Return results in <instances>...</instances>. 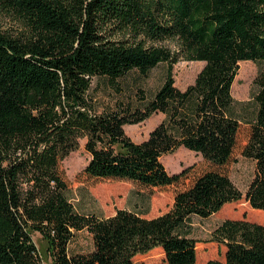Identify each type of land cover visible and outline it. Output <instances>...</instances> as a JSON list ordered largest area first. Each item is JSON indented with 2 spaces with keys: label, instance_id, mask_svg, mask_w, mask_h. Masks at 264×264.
Masks as SVG:
<instances>
[{
  "label": "trees",
  "instance_id": "1",
  "mask_svg": "<svg viewBox=\"0 0 264 264\" xmlns=\"http://www.w3.org/2000/svg\"><path fill=\"white\" fill-rule=\"evenodd\" d=\"M0 11L16 22L0 28V264H43L35 233L51 264H135L156 248L168 264H196L192 218L243 197L221 169L239 147L243 104L232 94L239 64H264V0H0ZM180 61L205 63L184 90L173 77ZM162 63L166 79L152 97L115 98L120 79ZM254 83L256 111L241 154L256 164L246 201L264 212V67ZM156 114L163 118L147 139L127 135L126 126ZM81 141L87 176L179 186L172 208L153 218L128 209L78 212L61 163ZM180 148L211 168L169 174L161 159ZM83 230L94 248L71 254ZM209 242L225 248V261L208 264H264V225L228 219Z\"/></svg>",
  "mask_w": 264,
  "mask_h": 264
},
{
  "label": "rangeland",
  "instance_id": "2",
  "mask_svg": "<svg viewBox=\"0 0 264 264\" xmlns=\"http://www.w3.org/2000/svg\"><path fill=\"white\" fill-rule=\"evenodd\" d=\"M14 26H16V22L0 11V28ZM165 45L173 46L170 42L165 43ZM204 66V62L180 61L175 64L173 66V77L176 87L184 90L191 85ZM263 67V63L252 61L239 64V70L232 88L235 100L243 104L238 108L240 117L243 120L239 134V147L235 151L233 161L221 170L229 176L234 185L243 193V197L240 201L226 205L209 218H192V237L198 242L196 264H208L210 261L223 263L225 261V248L209 242L211 234L223 221L246 219L264 225V212L254 210L245 198L256 172V164L253 160L245 158L241 154V148L249 136L250 127L247 122L252 121L256 111L254 95L257 92V87L254 82ZM167 71L168 65L162 63L148 72L147 75H141L137 71L130 72L118 81L122 93L116 95L115 98L123 103H129L137 102L136 94L139 92L144 93L148 98L152 97L164 83ZM162 118L163 115L161 114L153 115L143 123L126 126L125 131L133 141L142 142L148 138L150 132L160 123ZM89 160L90 155L85 150V141H81L80 148L72 152L61 163V169L70 189V200L76 210L83 214L108 217L117 210L128 209L144 213L147 218L157 217L172 208L174 196L181 188L175 185L163 188H148L131 181L93 179L84 172ZM161 160L171 175L181 173L187 168L192 169L191 174L200 173L211 168L199 154L184 148H180L173 154L163 156ZM33 240L42 256L43 264H51L47 254V245L40 234L35 233ZM93 248V238L86 230L77 232L69 244L71 254L89 253ZM135 264L168 263L162 249L156 248L147 254L137 256Z\"/></svg>",
  "mask_w": 264,
  "mask_h": 264
}]
</instances>
